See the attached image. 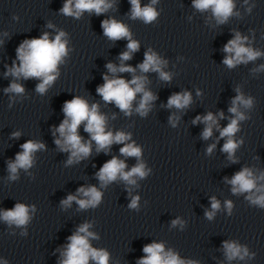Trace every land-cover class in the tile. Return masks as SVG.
I'll use <instances>...</instances> for the list:
<instances>
[{"label":"clouds","instance_id":"obj_1","mask_svg":"<svg viewBox=\"0 0 264 264\" xmlns=\"http://www.w3.org/2000/svg\"><path fill=\"white\" fill-rule=\"evenodd\" d=\"M155 2V0H153ZM133 5L132 11L134 17H142L145 22H150L156 17V12L150 6H147L141 9L139 5V0H131ZM105 3V0H76L75 2V13L73 12L72 0H67L62 8V12L66 15H77L79 16L80 12L84 10L92 11L95 10L97 14H100L104 8L108 7ZM194 6L198 9L204 10L209 7L212 8L214 15L217 18H227L232 13V0H194ZM102 27L104 28V33L111 39H120L122 37H128L129 33L125 26L116 22L115 20L108 21L105 20L102 22ZM64 35L61 32L56 36L55 40L50 42L48 39L47 33L39 39H32L30 41H25L19 49H17L18 58L21 61V65L18 69L14 68L12 70L13 75L22 74L25 78L29 77H38L42 78V82L37 86V91L43 93L46 90L47 85H49L53 80L54 76L50 75L57 66V63L60 61L61 57L66 54L65 43L61 42V37ZM128 48L131 51H135L138 48L137 43L130 42ZM225 52L232 53L234 52V57H227L224 60V63L229 67H232L234 63H239L244 60L246 56L248 60L255 59L260 53L253 52L248 48L242 46L241 37L237 34L236 38L229 41L224 48ZM130 58L129 52H124L122 54V59L127 60ZM160 62L157 60L155 54H145V61L140 65L142 71L147 72L150 68L152 70L159 71ZM108 68L110 71L115 72L116 69L109 64ZM119 71H133L130 67H121ZM163 79H169L166 73L161 72ZM105 83L102 87L98 88L97 91L103 97L105 101H114L116 105L121 110H127L131 106V102L135 97L137 92L143 91V81L140 77H135L131 83L135 84L136 87L133 89L126 83L123 79H112L109 80L105 76ZM14 92H23V88L18 84H12L10 89ZM153 97L151 93H144L143 99L141 100L140 106L137 111L145 110L146 105ZM190 101V95L184 93L183 95L176 94L169 98V106H176L177 108H182L186 106ZM236 101H240L246 106L251 103L250 100L246 101L241 96H237L236 100L233 101L235 105ZM66 119L61 123L57 131L64 137V143L68 145L72 151V156L77 157L79 154L87 156L90 152V147L88 145L81 143V138L77 135V128L83 121H87L85 126V131L92 134V139L96 141L100 149H104L111 145L113 142H122L127 137L118 132L115 136L111 132L105 133L104 131V118L97 114L96 105H93L91 110L87 103L80 98H73L70 101H66L63 109ZM231 112L237 113L236 107L230 109ZM223 114L221 113V116ZM239 119H243V116L238 114ZM200 118L197 117V120ZM205 122H208V126L203 132L204 138H208L212 134V125L216 123L213 115L209 113L204 118ZM195 122V121H194ZM237 131V120H232V122L223 129L220 135L228 136L229 140L225 143L223 150L228 152L230 155L233 153L236 148V144L231 140V136ZM18 135V134H14ZM60 140H56V144L59 145ZM42 144H37L32 141H28L22 145L23 152L17 154L16 160L14 163L9 164V171L15 173L17 168H28L31 166V153L36 151L38 148H42ZM214 147V146H213ZM212 148L208 149L211 152ZM121 153L129 156H139L140 150L131 145L125 146L120 149ZM71 162V160L69 161ZM125 164L122 161L117 160L116 158L111 159L109 162L105 163L104 166L100 169L99 179L101 181H112L115 180L117 174L119 173L121 177L129 181L130 183H135V181L130 178L133 175H139L143 177L145 172L143 170V165H138L134 167L130 172L125 173L123 169ZM252 173L248 169H244L237 173L230 183L234 185L233 192H243L250 191L255 187L254 180L251 178ZM14 178V177H13ZM264 179V176L261 177ZM85 196L90 197L87 201H77L80 204L81 208H85L88 205H95L99 202L101 194L95 188H90L88 190L80 189ZM259 191V189H257ZM74 196H69L66 201L63 203L67 204L74 200ZM251 199V197H250ZM137 198L132 200V203L129 207L135 208L137 205ZM253 203L264 207V195H261L255 198ZM229 209L231 208V203H228ZM219 203L213 198L212 209H218ZM28 209L22 205L17 204L14 210H8L3 213V219L9 223L15 222L17 225H23L28 220ZM209 219H211L213 213H206ZM179 221H173V225ZM88 225L85 224L79 229V232L86 233L87 235H92L87 232ZM71 243L68 246L66 253L64 254L66 259L62 264H87L89 256L97 261V264H107L108 256L107 253L102 251L91 250L87 239L84 236L75 234L70 238ZM224 247L226 249V254L229 259L239 256L243 259L241 255V248L234 243L225 242ZM143 251L147 254L144 258L139 261V264H184L183 261L178 260L175 255L164 254L163 246L161 244H150L146 245ZM244 255H247V249L243 250Z\"/></svg>","mask_w":264,"mask_h":264},{"label":"water","instance_id":"obj_2","mask_svg":"<svg viewBox=\"0 0 264 264\" xmlns=\"http://www.w3.org/2000/svg\"><path fill=\"white\" fill-rule=\"evenodd\" d=\"M259 53L246 97L251 103L244 104L233 139L236 148L228 155L214 196L219 208L211 205L213 215L207 217L192 264H264V207L252 202L264 195V37ZM244 169L252 173L255 187L233 192L230 181ZM225 242L239 246L243 259H229Z\"/></svg>","mask_w":264,"mask_h":264}]
</instances>
